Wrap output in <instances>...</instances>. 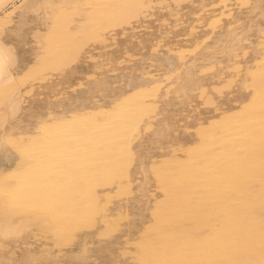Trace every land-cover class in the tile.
Here are the masks:
<instances>
[{"label":"bare ground","instance_id":"bare-ground-1","mask_svg":"<svg viewBox=\"0 0 264 264\" xmlns=\"http://www.w3.org/2000/svg\"><path fill=\"white\" fill-rule=\"evenodd\" d=\"M0 55V264H264V0H26Z\"/></svg>","mask_w":264,"mask_h":264},{"label":"rangeland","instance_id":"rangeland-1","mask_svg":"<svg viewBox=\"0 0 264 264\" xmlns=\"http://www.w3.org/2000/svg\"><path fill=\"white\" fill-rule=\"evenodd\" d=\"M24 1H26V0H15L13 4L12 3L7 4L0 11V19H2L5 14H8L11 11H13L15 7H18ZM78 23L81 25L83 24V22H78V20H76V22L73 25H76ZM30 43L31 44L29 45V47H33V49H37L36 58L42 59V57L44 56V52H45L44 51V44L46 43L45 38L42 37L40 39H33ZM92 59H93V57L91 59L81 58L80 63L77 66V69L75 72V78H74V84L75 85L78 86L81 83H84V85L88 84L87 80H89V79L87 78V80H86L85 77H88L91 74V71H92L91 61H92ZM40 65L41 64H36V66H34L28 73H26L24 75L23 79H26V80L22 79L21 84H19L20 86L18 84H14V86L9 89L10 93L8 95L19 94V96H17V102L15 103V105L19 106V107L16 109H13L14 110V111H12L13 116L11 117V115H10L9 119H12L13 117L17 118L21 114H24L23 119L25 121V124L28 125L27 129L32 128L33 123L35 121L44 119L48 116V111L46 110V102L48 101L49 98L54 97L57 94L56 90H57V86H58L57 84L58 83H57L56 79L51 78L49 71H48V74H43L44 72L40 73L43 75H42V77H39L38 70H40V68H39ZM48 68H49V66H48ZM36 72L38 74H36ZM28 74H29V76H28ZM47 79H48V81H47ZM19 87H21V88H19ZM83 88L84 89L81 90V92H80L81 98L84 97L85 95H87V93H84L83 91L88 92V88H85V86ZM19 89L21 90V92H19L20 91ZM61 92L64 93L65 91L61 90ZM8 95L4 98H7ZM4 98H2V100ZM4 102L5 103H3V105L0 106V110H2L3 112H6V107H8L9 102L7 100H5ZM6 103H8V104H6ZM7 109H8V111H11L10 108H7ZM2 156L5 157L4 152H0V158H2Z\"/></svg>","mask_w":264,"mask_h":264},{"label":"snow or ice","instance_id":"snow-or-ice-1","mask_svg":"<svg viewBox=\"0 0 264 264\" xmlns=\"http://www.w3.org/2000/svg\"><path fill=\"white\" fill-rule=\"evenodd\" d=\"M40 24H41V21L40 20H37L36 21V28H39L40 27ZM16 39V37H12V38H5V43H12L14 40ZM3 68V58H2V55H0V70H2ZM88 79L91 80L93 79V76L92 75H89L88 76ZM85 85L84 83H81L78 85V87H81L83 88ZM34 264H38V262H34Z\"/></svg>","mask_w":264,"mask_h":264}]
</instances>
